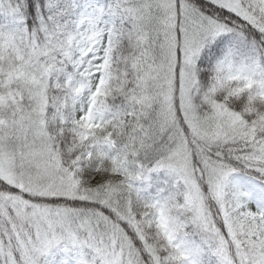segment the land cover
Instances as JSON below:
<instances>
[{"label": "snow or ice", "instance_id": "6c2138e0", "mask_svg": "<svg viewBox=\"0 0 264 264\" xmlns=\"http://www.w3.org/2000/svg\"><path fill=\"white\" fill-rule=\"evenodd\" d=\"M0 264H264V0H0Z\"/></svg>", "mask_w": 264, "mask_h": 264}]
</instances>
